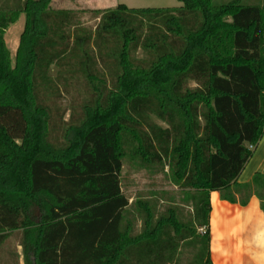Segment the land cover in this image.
Listing matches in <instances>:
<instances>
[{
    "label": "trees",
    "instance_id": "16d2710c",
    "mask_svg": "<svg viewBox=\"0 0 264 264\" xmlns=\"http://www.w3.org/2000/svg\"><path fill=\"white\" fill-rule=\"evenodd\" d=\"M51 1L0 7V247L20 231L22 264H178L188 247L184 264H211V191L242 206L255 196L264 213V174L238 182L264 136V4L120 3L91 31ZM21 13L11 65L4 33ZM52 64L85 87L58 124ZM126 150L142 168L167 167L180 202H130Z\"/></svg>",
    "mask_w": 264,
    "mask_h": 264
},
{
    "label": "rangeland",
    "instance_id": "374dc122",
    "mask_svg": "<svg viewBox=\"0 0 264 264\" xmlns=\"http://www.w3.org/2000/svg\"><path fill=\"white\" fill-rule=\"evenodd\" d=\"M230 0H212L213 4H222ZM244 4H264V0H243ZM125 4L128 8H166L179 7L181 3L178 0H52L51 7L53 9H69L74 12L72 23L75 29L85 28L93 31L97 24V11H102L107 8H113L118 4ZM16 0H0V7L13 8ZM25 21L24 13L18 15L17 20L8 25L4 33V40L9 51L11 65L14 64L15 52L19 41V36L23 30ZM69 43L72 42L73 27L68 29ZM137 57H142L143 52L138 50ZM63 71L66 70L64 67ZM59 67L52 64L47 75L54 80L57 90H54L53 96L49 101L54 120L58 124L59 117L62 116V121L69 120L71 115H76L79 110V105L85 96L84 79L76 78L63 81L62 76H59ZM67 75V74H65ZM64 82L66 84H64ZM190 86H194L193 82H189ZM58 92V93H57ZM151 119L159 126L166 127V124L156 118L154 115ZM121 187L123 193L130 201L137 197L157 199V209L162 211L166 208V200L171 198L175 202H180V189L171 181L167 167H154L151 171L142 168L139 163L130 157L129 151L126 150V155L122 159L121 169ZM187 215L191 211L190 205L181 207ZM39 212L35 210L34 219L38 220ZM139 229V226L137 227ZM201 231V229H200ZM20 231L13 232L8 239L0 247V264H22L23 258L21 247L19 246ZM191 254V248L183 249L181 262L186 263L187 257Z\"/></svg>",
    "mask_w": 264,
    "mask_h": 264
},
{
    "label": "crops",
    "instance_id": "0c3cea01",
    "mask_svg": "<svg viewBox=\"0 0 264 264\" xmlns=\"http://www.w3.org/2000/svg\"><path fill=\"white\" fill-rule=\"evenodd\" d=\"M255 173L264 174V136L238 182H248ZM209 202L211 264H264V213L259 200L251 196L242 206L223 200L218 191H211Z\"/></svg>",
    "mask_w": 264,
    "mask_h": 264
}]
</instances>
